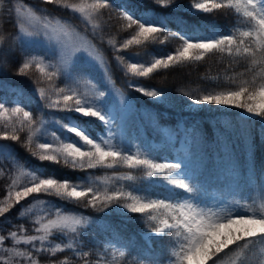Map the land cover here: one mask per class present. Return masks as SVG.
Instances as JSON below:
<instances>
[{
    "label": "snow or ice",
    "instance_id": "1",
    "mask_svg": "<svg viewBox=\"0 0 264 264\" xmlns=\"http://www.w3.org/2000/svg\"><path fill=\"white\" fill-rule=\"evenodd\" d=\"M217 15L233 19L227 31L201 23ZM0 29L9 33L0 34V264H264V169L250 131L259 123L264 142V0H0ZM173 41L174 50L148 60L124 55ZM105 46L126 87L165 106L173 98L141 79L226 56L230 70L243 71L219 90L181 95L192 113L240 110L239 131L221 121L224 131L209 142L199 121L161 125L114 87ZM13 76L31 82L30 94L11 85ZM85 118L99 122L97 134ZM229 134L246 144L243 164ZM17 146L41 166L86 176L49 175ZM17 206L30 226L11 224ZM114 215H138L146 230L125 236Z\"/></svg>",
    "mask_w": 264,
    "mask_h": 264
},
{
    "label": "trees",
    "instance_id": "2",
    "mask_svg": "<svg viewBox=\"0 0 264 264\" xmlns=\"http://www.w3.org/2000/svg\"><path fill=\"white\" fill-rule=\"evenodd\" d=\"M20 2L28 5H35L37 0H20ZM50 10L56 18H63L64 20H67L69 17V14L65 10L54 8ZM75 22L77 21L73 20V23ZM208 22L215 23L217 25V29L220 31H227L232 23H234L231 17L223 15H217L216 17H205L201 21V23ZM9 30L11 31L10 28ZM0 34L8 35L9 33L3 32L2 29H0ZM175 47L176 42L173 41L167 46L152 45L147 49V52H145V50L139 49L133 50L131 53H124V55H132L137 59L148 60L150 59L148 53L159 55L163 54L165 51H172ZM36 51L42 52L40 49H37ZM102 51L104 52L105 58L108 60L114 86L120 89L126 96L130 97L132 103L137 107V109H141L143 112L153 116H159L161 125L169 126L175 129L178 127L179 123H183L185 126H188L194 120L199 121L202 133L209 142H213L215 140L218 130L224 131L220 123L221 121H228L233 126V128L237 129V132L239 131L240 123L237 114L240 110L208 107L203 111L192 113L186 110V99L181 95L182 91H191L193 89L197 90L198 92L219 90V86H223L228 77L233 74V70L243 71V68L238 65H233L232 70H230L229 58L226 56L216 54L215 56L206 57L205 61L203 62L177 66L176 68L170 69L166 72L157 73L150 79H141L140 83H142L144 86L149 88H162L173 98L174 106H165L156 104L150 98L144 97L141 94L128 89L126 87V78L124 73L116 66L115 60L110 55L111 50L106 49L105 46V49H102ZM92 75L94 83L101 79V73L98 71L93 72ZM9 82L13 87H20L26 93L30 94L32 85L31 82L26 78L13 76ZM32 107H34V105ZM165 112L167 113L166 117L161 115ZM144 123L145 127L148 128V121L145 120ZM85 127H87L93 135L97 134L101 128L98 121L89 118H85ZM259 128L260 125L257 123L254 126H251L250 129L251 135L255 137L254 155L258 171L264 169V142H262L260 139L258 133ZM148 132L150 137L155 136L157 142L160 141V137L154 133L151 128H148ZM229 139L231 141L233 153L235 154L238 161L243 164L247 154L244 140L238 136H232L231 134H229ZM17 150L21 153L22 158L29 161L30 165L41 167V170L49 175H55L60 179L67 178L73 180L74 182H78L86 176L85 173L63 168L59 165L45 163L43 166H41L40 162L31 158L23 151V149H19L17 146ZM119 171H125V169L121 168ZM104 174V170L102 169H97L94 172V175L96 176H103ZM5 194L6 191L4 179L0 178V199H2ZM66 207L73 211L85 212V214H89L94 217L102 215L94 213L90 209L84 210L82 208H77L75 205L71 204L66 205ZM17 209H19V206H17L16 209H13V211L9 214L11 217V224L15 225L22 223L25 224V226H30V221L19 217V212ZM109 219L113 225L118 226L122 230L125 236H135L139 238V234L146 230L143 220L140 219L138 215L130 216L128 220H121L120 217L115 215ZM41 264H47V261L42 260Z\"/></svg>",
    "mask_w": 264,
    "mask_h": 264
},
{
    "label": "rangeland",
    "instance_id": "3",
    "mask_svg": "<svg viewBox=\"0 0 264 264\" xmlns=\"http://www.w3.org/2000/svg\"><path fill=\"white\" fill-rule=\"evenodd\" d=\"M116 89H118L116 86H114ZM120 90V89H119ZM181 123H179L178 125H180Z\"/></svg>",
    "mask_w": 264,
    "mask_h": 264
}]
</instances>
